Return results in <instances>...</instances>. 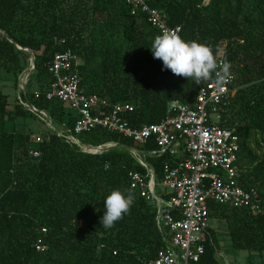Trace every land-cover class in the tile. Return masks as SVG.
<instances>
[{
  "label": "trees",
  "instance_id": "1",
  "mask_svg": "<svg viewBox=\"0 0 264 264\" xmlns=\"http://www.w3.org/2000/svg\"><path fill=\"white\" fill-rule=\"evenodd\" d=\"M146 2L181 28L182 39L210 46L218 60L230 64L237 90L218 125L235 131L237 183L254 189L264 209V0ZM157 35L144 14L131 15L127 0H0V76L10 77L16 91L32 56L26 85L37 91L21 97L55 127L33 142L31 130L20 127L36 115L17 100L11 106L0 90V264H146L164 249L166 231L157 229L156 209L130 187L129 173H146L130 149L144 157L157 183L164 165L174 160L145 155L155 148L152 141L135 145L102 129L75 135V113L45 98L52 83L48 65L56 53L69 50L83 94L132 105L125 116L131 127L158 123L172 101L193 104V81L163 70L153 57ZM57 132L74 135L82 146H116L89 154ZM128 189L135 194L130 211L104 229L106 196ZM208 211L209 221L226 225L233 250L246 252L249 264H264V215L215 203ZM213 232L209 227L198 264H217Z\"/></svg>",
  "mask_w": 264,
  "mask_h": 264
},
{
  "label": "built area",
  "instance_id": "2",
  "mask_svg": "<svg viewBox=\"0 0 264 264\" xmlns=\"http://www.w3.org/2000/svg\"><path fill=\"white\" fill-rule=\"evenodd\" d=\"M127 4L131 15L144 14L147 23L159 35L165 30H176L180 35L181 28L170 26L166 13L151 8L146 0H127ZM218 62L223 64L224 61L219 59ZM76 66L77 59L71 51L56 53L47 68L52 83L45 93L46 100H58L75 113L73 134L102 129L131 140L135 145H146L152 141L155 148L146 151L145 155L152 158L167 156L174 160L173 165H164L162 179L157 183L153 169L145 163L144 157L137 150L130 149L135 162L146 171L144 175L129 173L130 187L137 189L145 200L152 199L157 229L162 235L166 231L164 249L146 264H198L209 241L210 203L264 215L258 193L254 189H243L237 183L235 131L210 120L212 114L219 120V115L225 111V102L237 90L234 86L236 77L231 68V78L223 89L217 90L210 81L200 85L193 82L196 91L193 104L172 101L167 105L166 115L158 123L134 128L125 118L133 111L132 105H110L98 96L84 95L79 88ZM28 77L29 73H26L23 86ZM38 96L35 93V98ZM17 101L42 121L46 120L49 128H52L51 119L45 112L23 99L18 98ZM56 134L79 145L83 152L89 154H100L116 146L113 143L82 146L68 132ZM33 142H39L38 137ZM33 156L38 155L34 153ZM164 189L167 193H162ZM163 211L166 216H162ZM173 213L176 215L173 216ZM36 248L41 249L39 246Z\"/></svg>",
  "mask_w": 264,
  "mask_h": 264
},
{
  "label": "clouds",
  "instance_id": "3",
  "mask_svg": "<svg viewBox=\"0 0 264 264\" xmlns=\"http://www.w3.org/2000/svg\"><path fill=\"white\" fill-rule=\"evenodd\" d=\"M150 50L155 59L162 61L163 70H170L175 76L187 78L197 85L210 81L221 90L231 78L230 64L226 60L220 64L210 46L194 40L185 41L176 30H165L155 36ZM134 200L131 189L126 193L112 190L104 200L105 211L100 218L102 227H114L130 211Z\"/></svg>",
  "mask_w": 264,
  "mask_h": 264
},
{
  "label": "rangeland",
  "instance_id": "4",
  "mask_svg": "<svg viewBox=\"0 0 264 264\" xmlns=\"http://www.w3.org/2000/svg\"><path fill=\"white\" fill-rule=\"evenodd\" d=\"M25 51V50H24ZM29 67L31 66V60L29 59ZM27 73V72H26ZM26 74H21L19 77V84L18 88L15 91L12 87V79L10 77L8 78L5 75L0 76V90L7 93L9 95V103L10 105H14L15 101L18 100V98L21 100V93L25 91L27 94L30 92H36L34 85L32 83H28L26 86H23V78ZM29 80V77L27 78ZM210 120L213 123L218 122V118L216 115L212 114L210 115ZM24 125L21 126L20 129L23 132H28L29 129L31 130V135L34 136L33 140L38 137L42 136L43 134L49 133L50 131L54 130V126L51 125L49 128L47 121H42L39 117L36 116L35 119H27L24 121ZM29 128V129H28ZM159 191H161V187L158 186ZM162 193H167V191L164 189ZM209 227L214 231L213 236L215 238V244L217 247L218 252L215 253V259L217 264H249V261L247 259V253L244 251H235L232 249L230 245V241L228 238V230L224 223L215 224L214 221H209ZM254 264H261L260 262H255Z\"/></svg>",
  "mask_w": 264,
  "mask_h": 264
},
{
  "label": "water",
  "instance_id": "5",
  "mask_svg": "<svg viewBox=\"0 0 264 264\" xmlns=\"http://www.w3.org/2000/svg\"><path fill=\"white\" fill-rule=\"evenodd\" d=\"M19 50H21L20 48H18ZM24 51V50H23ZM25 51H27V50H25ZM28 52V51H27ZM31 66H30V68H29V74L33 71V69H34V63H33V57L31 56ZM146 203H147V206L148 207H150V208H152L153 207V205H152V199L151 198H149V199H147L146 200ZM162 216H166V212L165 211H163L162 212Z\"/></svg>",
  "mask_w": 264,
  "mask_h": 264
}]
</instances>
